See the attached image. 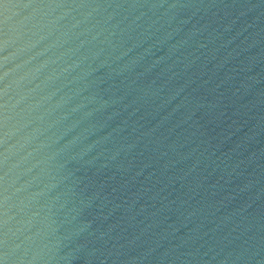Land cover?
<instances>
[{"label": "water", "instance_id": "water-1", "mask_svg": "<svg viewBox=\"0 0 264 264\" xmlns=\"http://www.w3.org/2000/svg\"><path fill=\"white\" fill-rule=\"evenodd\" d=\"M0 264H264V0H3Z\"/></svg>", "mask_w": 264, "mask_h": 264}, {"label": "snow or ice", "instance_id": "snow-or-ice-1", "mask_svg": "<svg viewBox=\"0 0 264 264\" xmlns=\"http://www.w3.org/2000/svg\"><path fill=\"white\" fill-rule=\"evenodd\" d=\"M0 3H3V0H0Z\"/></svg>", "mask_w": 264, "mask_h": 264}]
</instances>
